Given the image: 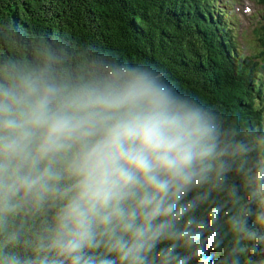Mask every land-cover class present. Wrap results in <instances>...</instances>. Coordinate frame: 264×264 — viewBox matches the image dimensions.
Returning a JSON list of instances; mask_svg holds the SVG:
<instances>
[{
    "label": "clouds",
    "instance_id": "clouds-1",
    "mask_svg": "<svg viewBox=\"0 0 264 264\" xmlns=\"http://www.w3.org/2000/svg\"><path fill=\"white\" fill-rule=\"evenodd\" d=\"M218 148L209 107L149 65L0 80V215L20 194L58 201L37 264H190Z\"/></svg>",
    "mask_w": 264,
    "mask_h": 264
},
{
    "label": "trees",
    "instance_id": "trees-1",
    "mask_svg": "<svg viewBox=\"0 0 264 264\" xmlns=\"http://www.w3.org/2000/svg\"><path fill=\"white\" fill-rule=\"evenodd\" d=\"M223 11L214 0H0V80L22 68L87 77L104 65L141 63L209 107L219 156L204 189V226L190 264H240L247 250L254 260L261 253L250 246L256 242L253 250L260 251L264 239V48L249 55L237 50ZM208 12L214 18L207 20ZM258 35L264 44V32ZM227 119L237 122L236 131ZM57 207L54 193L17 196L0 215V264H37Z\"/></svg>",
    "mask_w": 264,
    "mask_h": 264
},
{
    "label": "rangeland",
    "instance_id": "rangeland-1",
    "mask_svg": "<svg viewBox=\"0 0 264 264\" xmlns=\"http://www.w3.org/2000/svg\"><path fill=\"white\" fill-rule=\"evenodd\" d=\"M216 4L220 7L227 8L226 13L232 18H229V25H234L233 29L236 40L237 50L240 48L241 51L249 55L252 52H258L264 48V44L258 38V34L264 32V0H215ZM262 10L260 15H257L258 11ZM254 30V32H253ZM256 30L258 34L256 33ZM250 44V45H249ZM239 47V48H238ZM259 64V61H257ZM257 64V65H258ZM229 123L232 126V130H237V122L231 121ZM241 131V130H240ZM240 133V132H239ZM254 163V162H253ZM261 180L260 174L253 176V181L258 182ZM243 183H246V180L243 179ZM244 188V186H243ZM264 189V184L262 186ZM245 189V188H244ZM246 194V193H245ZM254 193L249 194V200L253 201ZM255 201V200H254ZM264 206V200L262 201ZM234 229V228H233ZM226 231V230H225ZM233 234V230H232Z\"/></svg>",
    "mask_w": 264,
    "mask_h": 264
},
{
    "label": "bare ground",
    "instance_id": "bare-ground-1",
    "mask_svg": "<svg viewBox=\"0 0 264 264\" xmlns=\"http://www.w3.org/2000/svg\"><path fill=\"white\" fill-rule=\"evenodd\" d=\"M222 10H224L223 11V15H221V17H220V20L221 21H225V19H229V17L228 16H226V15H224V13L227 11V8L225 7V9H224V7H220ZM261 12H262V10H259L258 11V13H257V15H260L261 14ZM203 14L201 13V16H202ZM209 17H211V19L212 18H214V13H210V12H208V14H207V20H209ZM222 25H224L223 23H222ZM221 47V46H220ZM222 48V47H221ZM223 49V48H222ZM223 52V51H222ZM208 54H210L211 55V57L213 56L214 57V55H212L211 54V52H210V50L207 48L206 49V56L208 57ZM209 58V57H208ZM225 59V58H224ZM226 60V59H225ZM226 63H227V60H226ZM261 81V80H260ZM258 85H259V81L256 83V88L258 87ZM262 104H263V108H264V101L262 102ZM248 111V110H247ZM257 258H255L254 260H256V261H258V262H260V261H263L264 262V259H262V258H260V256L259 255H257L256 256ZM264 264V263H263Z\"/></svg>",
    "mask_w": 264,
    "mask_h": 264
}]
</instances>
